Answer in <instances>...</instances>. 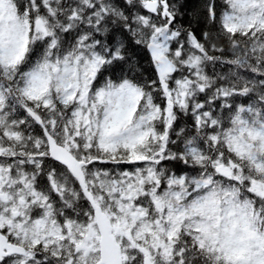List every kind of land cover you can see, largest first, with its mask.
Instances as JSON below:
<instances>
[{"label": "snow or ice", "instance_id": "6c2138e0", "mask_svg": "<svg viewBox=\"0 0 264 264\" xmlns=\"http://www.w3.org/2000/svg\"><path fill=\"white\" fill-rule=\"evenodd\" d=\"M0 264H264V0H0Z\"/></svg>", "mask_w": 264, "mask_h": 264}, {"label": "trees", "instance_id": "16d2710c", "mask_svg": "<svg viewBox=\"0 0 264 264\" xmlns=\"http://www.w3.org/2000/svg\"><path fill=\"white\" fill-rule=\"evenodd\" d=\"M187 2L189 3V5H191V4H194L196 2V0H187ZM187 20H188V17H185L184 22H187ZM196 27H197L198 31H203V29H204L203 24L197 25Z\"/></svg>", "mask_w": 264, "mask_h": 264}]
</instances>
